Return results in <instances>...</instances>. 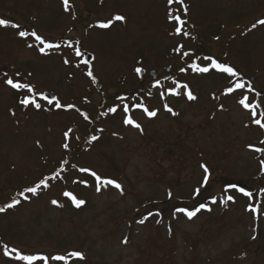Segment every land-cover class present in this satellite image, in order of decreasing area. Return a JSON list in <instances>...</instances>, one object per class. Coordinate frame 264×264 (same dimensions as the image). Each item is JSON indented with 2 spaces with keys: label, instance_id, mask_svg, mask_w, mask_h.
Returning <instances> with one entry per match:
<instances>
[{
  "label": "rangeland",
  "instance_id": "374dc122",
  "mask_svg": "<svg viewBox=\"0 0 264 264\" xmlns=\"http://www.w3.org/2000/svg\"><path fill=\"white\" fill-rule=\"evenodd\" d=\"M184 5L68 0L65 10L63 0H0V19L61 44L44 55L34 38L0 26V264H18L3 255L5 245L23 254L65 256L48 264H264V152L254 151L264 149V128L238 103L247 96L259 104L257 119L264 112V25L252 29L264 19V0ZM169 13L187 21L188 36L175 35ZM116 15L125 19L116 21ZM108 22L110 27H99ZM76 47L93 58L94 83ZM205 56L232 66L238 77L180 72ZM137 67L145 71L142 79ZM8 78L76 107L55 109L38 96L41 110L24 107L20 100L32 94L13 89ZM237 81L245 87L224 95ZM185 83L196 100L183 94L179 86ZM172 88L181 94L170 95ZM137 103L158 110L157 116L148 117ZM165 103L177 114L166 111ZM110 107L117 112L108 113ZM126 115L141 128L124 124ZM93 135L98 139L91 141ZM202 164L209 169L207 184ZM79 168L113 179L121 189L109 185L98 192L94 178ZM44 178H51L47 188L28 201L19 197ZM80 180L88 186L74 182ZM65 191L85 204L77 208ZM229 195L234 201L226 200ZM16 199L18 205L6 207ZM202 203L207 208L191 219L176 211ZM74 251L84 259L71 256Z\"/></svg>",
  "mask_w": 264,
  "mask_h": 264
},
{
  "label": "snow or ice",
  "instance_id": "6c2138e0",
  "mask_svg": "<svg viewBox=\"0 0 264 264\" xmlns=\"http://www.w3.org/2000/svg\"><path fill=\"white\" fill-rule=\"evenodd\" d=\"M174 2V0H168L169 4H172ZM176 3L180 4V5H184V0H175ZM63 3L65 5V10H67V5H68V0H63ZM184 13H187V6L184 5ZM169 19L176 22V25H174V31H175V35L180 36L181 34H183V36H188L189 33L187 31H183V26L187 23L186 20L181 19V17L179 15H175L173 13H169L168 14ZM114 19L116 21H123L125 18L121 15H116L114 17ZM257 25H264V19H260L258 20L256 23H254L252 25V29H255L257 27ZM0 26L3 27H11L13 29H21V25L18 23H11L8 19H0ZM99 27L101 28H108L110 27V22L108 23H102L99 25ZM251 30V29H250ZM18 35L21 38H27V37H32L35 39L36 42H38L39 45H41V47H39V52L41 54L47 55L48 52L46 50L49 49H59L61 48V44L59 43H52L49 42L45 37H42L41 35L37 34V32L35 30L28 32L26 30H19L18 31ZM218 39V37H217ZM29 48L33 47V44H28ZM68 48H73L72 44H68L67 45ZM183 48V45H178L174 50L177 52H180V50ZM74 52H75V56L76 57H84V52L81 51V49L79 47L74 48ZM189 53L184 52L183 56H188ZM203 61H208L209 64H203ZM203 61L198 64L196 62H192L191 64H189L187 66V68L185 67H181L180 68V72H187L189 70H191L192 72L195 73H199V74H207L212 70H215L221 74H226L227 78H232V77H238V72L236 69H234L232 66L227 65L226 63H222L217 61L216 59H214L211 56H205L203 57ZM81 62L86 66V71H85V75H87L89 78H91L92 82L94 83L96 81L95 76L93 75L92 72V68L91 65L89 63V60L87 59H82ZM65 64L69 63V60L65 59L64 60ZM76 67H80V63H77ZM135 72L137 74H140L143 72L142 68L137 67L135 69ZM17 76L19 75V73L16 74ZM29 75H31L29 73ZM5 83L9 86H11L13 89L16 90H21V89H26L27 93L32 94L31 96L25 94L24 98L20 100V104H22L24 107H29L32 106L33 108H35L36 110H41L43 105L41 102H38L37 96L39 97V101H46L47 105H49L50 107H54L55 109H73L76 106L74 104H67L64 105L61 103V101L56 98V97H49L47 94L42 93V92H37V90L29 83H20V82H14V80L12 78H8L5 80ZM176 82L174 81V84ZM159 85V81H157V85L154 86H158ZM180 89L184 90L183 94L186 95L187 99L189 101H194L197 99V97L193 94V92L190 90L189 85L188 84H182L179 86ZM245 87V85L241 82H235L234 84H230L229 86H226L225 88V92L224 95H228L231 94L233 92H235L237 89H243ZM252 89L250 88L249 91H251ZM170 95H180L181 92L177 91L175 88L170 89L169 91ZM149 95H151V93H149ZM243 96V94H241ZM161 96H163V93H161ZM239 104H241L243 106V108L245 109H249L250 111V116L253 120V122L257 125H259L261 128H264V123H261V119H264V112L259 113L260 119H257V111L256 109L259 108V104H255L253 105L249 100L247 96H243V98L239 99L238 101ZM137 108H141L144 113L148 116V117H156L158 114V110H149L147 107H145L143 104L141 103H137L136 104ZM222 107V106H221ZM164 109L166 111H168L169 113H171L172 115H176L177 113H175L173 111V109L171 107H169L166 103L164 104ZM45 110H49V109H45ZM77 111H79V109H76ZM122 111L124 113H128L129 111V106L127 104H124L122 107ZM117 112V108L116 107H110L108 109V113H116ZM80 115L83 116L84 120H88L89 117L87 114L80 112ZM105 115H107V113H105ZM123 123L126 125H131L137 129L141 128V125L139 123H137L136 121H134L132 119L131 116H125ZM72 132V129L69 128L66 132H64V137L65 139H68L70 136V133ZM77 139H79V137H77ZM98 137L93 135L91 137V141H95L97 140ZM89 141V142H91ZM262 143H264V141H262ZM63 148L68 149L69 148V144L68 143H64ZM249 147H252L251 145H249ZM254 151L256 152H264V149L262 148H255ZM64 163H67V161H64ZM261 165L262 168H264V160L261 161ZM75 167V166H74ZM201 168L203 169L204 172V176H203V182L204 184H207L208 179H209V169L207 166L205 165H201ZM80 172H86L89 173L91 177L94 178V182H95V186H96V191H100L102 187H107L109 185L114 186L117 189H121V185L119 183H117L115 180L113 179H109V178H104L101 175L97 174L95 171H92L88 168H79ZM59 176V173H56V177ZM51 178H55V177H51ZM51 178H44L41 179L38 183H36L35 186L33 187H28L26 188L24 191L27 193H31L33 195L38 194L39 190L41 189V187L43 186L44 188H47L48 185V180ZM74 182H78V183H83L85 186H88V182L87 180H80V181H74ZM230 188H235V185H229ZM197 193H199L200 189H196L195 190ZM239 192L243 193L245 196L251 197L253 194L250 191H245L244 188H239L238 189ZM264 191V190H262ZM20 195H24V193H20ZM64 196L68 197L71 202L77 207L79 208L80 206L85 204V201L82 199H78L76 196H74L71 192H67L65 191L63 193ZM25 200L28 199L27 196L24 197ZM227 201H234V197L229 195L226 197ZM213 203H216L215 200L212 201ZM20 203V201L17 200H13L11 203H9L6 207L7 208H13L16 205H18ZM52 204L57 205L58 201L57 200H52L51 201ZM207 208V206L205 204H200L199 207L195 208V210L193 211H189L187 208H177L176 211L180 212V213H184L189 219H191L192 217H194L197 212H199L201 209ZM210 210V209H208ZM250 211L252 212H256L258 211V209L250 207L249 208ZM5 208L0 207V212H4ZM147 219V217H145L144 219H141L139 221V223L143 224L145 222V220ZM125 243H127V240L124 241ZM14 254V255H13ZM3 255L11 257L14 261L18 262H23V264H36L37 261H41L43 262V264H48L49 259L53 260V261H63L65 260V256L63 255H54V256H45V255H34V254H23L22 250H17L16 248H12V249H8L7 245H5V250L3 252ZM71 256L73 257H77L80 260L84 259V256L81 252L79 251H74L70 253Z\"/></svg>",
  "mask_w": 264,
  "mask_h": 264
},
{
  "label": "water",
  "instance_id": "95a60500",
  "mask_svg": "<svg viewBox=\"0 0 264 264\" xmlns=\"http://www.w3.org/2000/svg\"><path fill=\"white\" fill-rule=\"evenodd\" d=\"M186 57H187V56H186ZM84 59L89 60V63H90V64L93 62V58H92L91 55L88 54V53L84 54ZM144 75H145V71H143L142 73L138 74V76H139L140 79H142V78L144 77ZM150 76H151L153 79H156V78H157V75H156L155 72H151V73H150ZM253 81H254V80L251 79V82H253ZM98 89H101V86H99ZM45 94H47L50 98L53 97V95H51L50 93H47V92H46ZM54 97H55V96H54Z\"/></svg>",
  "mask_w": 264,
  "mask_h": 264
},
{
  "label": "trees",
  "instance_id": "16d2710c",
  "mask_svg": "<svg viewBox=\"0 0 264 264\" xmlns=\"http://www.w3.org/2000/svg\"><path fill=\"white\" fill-rule=\"evenodd\" d=\"M188 13V12H187ZM193 53H189V55H192ZM154 80V79H153ZM155 81V80H154ZM24 193V195L22 196V195H20L19 194V197H21V199H23L24 201H28V199L27 200H25V196H29L30 197V199L32 198V197H35L36 195H33V194H31V193H27V192H23ZM17 200V199H16Z\"/></svg>",
  "mask_w": 264,
  "mask_h": 264
}]
</instances>
